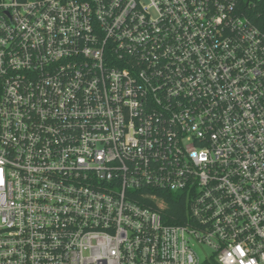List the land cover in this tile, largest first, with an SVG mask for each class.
Wrapping results in <instances>:
<instances>
[{
    "label": "built area",
    "instance_id": "2783aa9c",
    "mask_svg": "<svg viewBox=\"0 0 264 264\" xmlns=\"http://www.w3.org/2000/svg\"><path fill=\"white\" fill-rule=\"evenodd\" d=\"M240 1L0 0V264H264Z\"/></svg>",
    "mask_w": 264,
    "mask_h": 264
},
{
    "label": "trees",
    "instance_id": "16d2710c",
    "mask_svg": "<svg viewBox=\"0 0 264 264\" xmlns=\"http://www.w3.org/2000/svg\"><path fill=\"white\" fill-rule=\"evenodd\" d=\"M240 8L243 14L249 18L252 24L260 29L264 30V0H241ZM162 201H165L166 208L165 214L169 215L171 219H168L169 223H180L181 219L177 214H183L185 212V206L183 200H177L176 197L168 192H162L159 194ZM180 219V220H179Z\"/></svg>",
    "mask_w": 264,
    "mask_h": 264
},
{
    "label": "rangeland",
    "instance_id": "374dc122",
    "mask_svg": "<svg viewBox=\"0 0 264 264\" xmlns=\"http://www.w3.org/2000/svg\"><path fill=\"white\" fill-rule=\"evenodd\" d=\"M29 1H34V0H29Z\"/></svg>",
    "mask_w": 264,
    "mask_h": 264
}]
</instances>
